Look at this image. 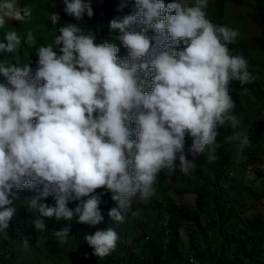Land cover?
Wrapping results in <instances>:
<instances>
[{"label": "clouds", "instance_id": "clouds-1", "mask_svg": "<svg viewBox=\"0 0 264 264\" xmlns=\"http://www.w3.org/2000/svg\"><path fill=\"white\" fill-rule=\"evenodd\" d=\"M63 4L77 21L94 15L88 0ZM135 7L109 22L119 30L127 56L119 57L113 43L97 42L91 29L66 23L51 43L37 49L34 76L27 63L0 61V233L17 211L14 189L42 185L27 200L35 214L31 223L41 232L45 217L71 221L75 216L77 223L98 225L103 193L95 190L100 188L116 202L107 215L122 223L133 198L149 199L157 174L174 169L177 158L184 173L206 149L207 158L215 160L218 127L228 123L234 129L229 140L241 149L248 143L229 88L231 81L243 85L253 79L246 59L229 49L239 32L209 18L208 0H135ZM32 12L18 0H0V53L21 46V35L6 28L7 21L26 23ZM49 18L52 25L60 22L58 13ZM24 39L35 43L31 30ZM186 134L193 138L191 160L183 151ZM50 195L52 206L43 202ZM74 200L79 203L69 208ZM69 232L65 224L54 236L67 242ZM83 239L94 255L105 257L119 236L108 227Z\"/></svg>", "mask_w": 264, "mask_h": 264}, {"label": "trees", "instance_id": "trees-1", "mask_svg": "<svg viewBox=\"0 0 264 264\" xmlns=\"http://www.w3.org/2000/svg\"><path fill=\"white\" fill-rule=\"evenodd\" d=\"M133 2L134 0H111L106 21V15L99 18L85 15L77 21L64 12L63 0H20L21 6L32 7V16L26 23L7 22L6 28L21 35V46L15 53H0V61L21 66L27 63L31 69L30 75L34 76L39 59L37 49L51 43L58 34L59 27L66 23H79L85 30L91 29L96 34L97 42L106 40L113 43L116 33L115 29L109 27V22L116 18L117 12L124 13L132 9L135 6ZM167 2L170 0H165ZM235 2L245 3V0H215L208 7V12L211 13L209 18L218 25L232 27L228 4ZM253 2L254 9L250 18L259 28V34L249 38L240 34L235 43L229 45L233 55L246 59L253 77L250 83L241 85L239 81H231L229 84L230 95L235 103L233 114L241 120L240 130L246 132L248 143L241 149L237 142L229 140L234 129L225 123L217 128L215 160L207 158L206 149L196 158L195 168L190 169L187 176H182L183 182L169 180L172 174L182 173L178 158L174 161V169H162L158 175L164 188L166 186L163 181L166 182L167 190L162 191L161 197H167L165 200L160 197L152 199L139 207L145 214L144 219H148L143 226H139L145 232L139 238H131L138 231V208L132 205L131 210L125 214L123 227L119 226L107 215L108 210L116 206V202L111 200L112 194L103 188L98 189L103 193L100 204L103 220L98 225L77 223L75 216L72 221L49 218L44 232L34 228L31 223L33 213L27 208V200L33 194L38 195L42 185L14 189L17 192V211L7 230L10 236L8 249L11 245L24 244L25 239L29 244L36 245L39 239L48 238L50 231H57L69 224L70 238L79 247L73 252L65 249L67 264H190L191 257L197 264H264V213L256 210V202L264 198V168L260 164L264 156V115L257 119L264 107V0ZM52 12L60 16L57 25L50 22ZM28 30L34 34L35 43L32 45L25 43L24 35ZM2 39L3 31L0 30V40ZM176 47L182 48L178 45ZM117 54L125 56L120 50ZM150 79V76L145 78L142 85L145 91L149 90ZM0 82H3V77H0ZM130 128L134 129L135 125L131 124ZM132 138L135 139V136ZM192 143L193 138L186 134L183 151L189 160L192 159L189 152ZM191 175L196 180L191 179ZM190 195L196 197L195 204L185 200ZM43 202L50 206L55 203L51 195ZM77 203L79 201H70L68 207L74 208ZM150 217L159 218L163 227H152L149 224ZM74 224L78 226L77 230L72 229ZM108 227L116 229L119 240L110 254L97 257L93 254V249L82 241L81 234H91L98 228ZM183 231L190 239L189 249L184 247ZM210 232L218 238L216 247L211 246ZM0 264L32 263L24 259L12 260L10 254L8 257L0 255Z\"/></svg>", "mask_w": 264, "mask_h": 264}, {"label": "rangeland", "instance_id": "rangeland-1", "mask_svg": "<svg viewBox=\"0 0 264 264\" xmlns=\"http://www.w3.org/2000/svg\"><path fill=\"white\" fill-rule=\"evenodd\" d=\"M111 0H88V2L90 3L91 8L93 9V14L95 17L99 18V17H105V20L107 19V12L109 11V4H110ZM215 0H208V7H210ZM19 4H20V0H18ZM135 3V0H134ZM134 6L132 7V9H130L128 12L126 13H119L117 12L116 18L117 20L122 19L123 17L130 15L131 12L134 10ZM254 9V2L253 0H245V3H229L228 4V14L230 17V22H231V26L236 29L239 32V35L241 34L243 37L245 38H249L252 36H256L259 34L260 30L259 28L252 22L251 20V14L252 11ZM9 24H12L14 22H16V20H8L7 21ZM106 22H103V24H105ZM106 26H108V24H106ZM133 27H137V30H139L142 26H133ZM115 33H116V38L113 41V44H115L120 51H122L123 53L126 54V56L128 55V50L126 48H124L121 45V41L119 39L120 36V32L118 29H115ZM154 31L149 29L147 32V35H149L150 37L153 36ZM181 44H183L181 42ZM119 55V54H118ZM120 57V56H119ZM264 115V107L261 110V112L257 115V119H261ZM260 164L261 166L264 168V156H262L261 160H260ZM205 171V170H204ZM182 172V171H181ZM159 174V173H158ZM157 174V181L154 184V194L147 200H137L135 197L133 198V206H136L138 208L137 214H138V219L136 221V225L138 226V231L136 234L132 235L131 238H139L141 235H143L145 232L143 231V229L139 226H143L145 224L146 221H148V219H144L142 210L139 209V207L143 204H147V202H151L152 199H158V197H160L162 200H165L166 197L162 198V191H166L167 190V184L166 182L163 181V183L165 184L166 188H164L162 186V181L159 179V175ZM182 176H187V173L182 172L181 175L178 173H174L169 177V180L172 182H176V181H180L183 182L184 178ZM191 179H195L196 177L194 175H191ZM96 189V193H102L100 190ZM30 193L33 194V192L30 190ZM138 195V194H137ZM36 196L35 194H33L34 197ZM102 198V196H101ZM178 201H181V199H179L178 197H176ZM185 200H188V203L190 204H195L196 201V197L193 195H190L188 197L185 198ZM256 210L264 213V198L262 200H259L258 202H256ZM150 213V211H149ZM34 213H33V218H34ZM32 218V220H33ZM45 220V226L47 225V223L49 222V218L45 217L43 218ZM73 220V219H72ZM71 220V221H72ZM122 223H118L119 226H122ZM149 224L152 227H159L162 226L163 227V223L162 221L159 220V218H154V217H150V222ZM123 227V226H122ZM126 227V225H125ZM129 227V226H127ZM78 226L76 224H74L72 226L73 230H77ZM49 237L48 238H41L38 240V243L36 245H32V244H15V245H11V247L8 249V242H10V236L7 233V231L5 233H0V255H4V256H9L11 254L12 256V260H19V259H24L25 261H29L32 264H67V253H65V249L68 252H73L77 249V247H79L78 245L75 246L73 243V238L71 240V238L69 237L67 242H61L59 241L55 236H54V231H50L49 233ZM186 232L183 231V236L184 237V242L186 245H184V247H187L189 249V242L190 239L186 236ZM85 235V232H83L81 234V238L82 241H84L83 237ZM210 240H211V246L212 247H216V243L218 241V238H216V235L213 232H210ZM56 243V244H55ZM190 251L187 252V254H189ZM197 264V263H196Z\"/></svg>", "mask_w": 264, "mask_h": 264}, {"label": "built area", "instance_id": "built-area-1", "mask_svg": "<svg viewBox=\"0 0 264 264\" xmlns=\"http://www.w3.org/2000/svg\"><path fill=\"white\" fill-rule=\"evenodd\" d=\"M189 262H190V264H196V261L193 257L190 258Z\"/></svg>", "mask_w": 264, "mask_h": 264}]
</instances>
